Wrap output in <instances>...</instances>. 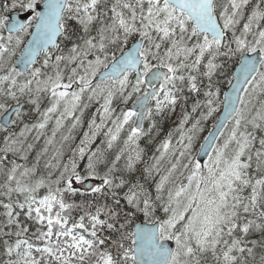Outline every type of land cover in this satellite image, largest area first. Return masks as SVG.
Masks as SVG:
<instances>
[{
  "label": "snow or ice",
  "instance_id": "snow-or-ice-1",
  "mask_svg": "<svg viewBox=\"0 0 264 264\" xmlns=\"http://www.w3.org/2000/svg\"><path fill=\"white\" fill-rule=\"evenodd\" d=\"M0 264H264V0H0Z\"/></svg>",
  "mask_w": 264,
  "mask_h": 264
}]
</instances>
